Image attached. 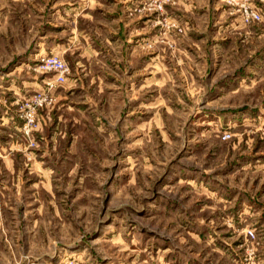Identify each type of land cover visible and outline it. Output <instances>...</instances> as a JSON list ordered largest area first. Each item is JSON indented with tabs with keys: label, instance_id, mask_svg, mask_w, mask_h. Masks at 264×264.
I'll list each match as a JSON object with an SVG mask.
<instances>
[{
	"label": "rangeland",
	"instance_id": "374dc122",
	"mask_svg": "<svg viewBox=\"0 0 264 264\" xmlns=\"http://www.w3.org/2000/svg\"><path fill=\"white\" fill-rule=\"evenodd\" d=\"M0 264H264V0H0Z\"/></svg>",
	"mask_w": 264,
	"mask_h": 264
},
{
	"label": "built area",
	"instance_id": "2783aa9c",
	"mask_svg": "<svg viewBox=\"0 0 264 264\" xmlns=\"http://www.w3.org/2000/svg\"><path fill=\"white\" fill-rule=\"evenodd\" d=\"M252 18H259V15L256 12H252ZM46 67L49 70H56L58 72V82H63L66 80V74L68 73V67L64 60L57 56L52 55L51 57L45 59Z\"/></svg>",
	"mask_w": 264,
	"mask_h": 264
}]
</instances>
